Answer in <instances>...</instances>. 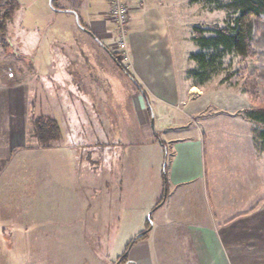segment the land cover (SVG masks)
<instances>
[{"label":"crops","instance_id":"crops-1","mask_svg":"<svg viewBox=\"0 0 264 264\" xmlns=\"http://www.w3.org/2000/svg\"><path fill=\"white\" fill-rule=\"evenodd\" d=\"M50 1L17 0L18 9L7 26L6 35L0 31V264H3L4 248L10 245L12 253L17 249L16 234L26 237L23 243L26 245L35 243L38 233L51 236L53 231L57 233V227H62L66 233L75 226L76 219L71 222L67 218L68 173L65 169L68 152L76 154L78 151L70 140L78 136L73 132L81 125L82 115L72 107L74 100L69 106L72 93L68 94L58 82L55 72L61 73L60 79L65 76L62 78L65 83L70 80L75 85L76 102L84 104L89 100L94 125L104 126L102 118L105 119V128L96 129L97 133L104 136L106 130L113 134L112 127L120 122L121 137L126 134L130 137V129L123 131V121L127 120L133 121L136 135L145 133L149 126L146 100L111 55L117 54V32L108 17L109 1L55 0L60 12L50 7ZM126 2L130 9V61L127 66L121 63L136 78L150 101L153 97L177 107L184 101L179 64L184 63L183 57L187 55L182 34L189 18L188 4L185 0ZM76 16L82 23L81 28ZM44 42L46 48L43 49ZM8 67L15 72V79L8 77ZM191 88L196 87L193 84ZM6 89L18 92H12L13 96L9 97L10 93L4 92ZM55 89L59 91H50ZM4 100L8 108L3 107ZM36 104L38 109L34 108ZM86 107L82 108L88 110ZM126 108H129L127 115ZM14 109L21 111L19 119L31 120L36 148L30 144L27 129L14 132L16 126L12 121L15 119L11 116ZM41 117L57 123L60 130L57 139L49 143L38 141L35 123ZM72 120H77L76 125L73 126ZM83 126L81 128L85 129ZM175 128L178 129L172 124L166 129ZM200 135L202 141L195 139L188 143L179 137L170 140L173 188L167 197L162 198V194L158 197V201L163 202L155 209L154 227L143 234L141 242L137 240L130 251L129 264H256L255 258L240 250L244 247L243 233L255 236L254 233L264 231L257 225L258 215L264 212V183L256 178L244 189L246 178L230 179L234 176L226 175L229 171L221 176L208 172L207 149L213 150V145L211 139H206L207 134L200 131ZM55 141L56 144H52ZM106 148H110L108 143ZM21 153L24 156L19 159ZM214 155L211 151L212 170L217 167ZM61 158H64L62 164ZM53 161H56L54 168ZM227 163L224 162L223 168ZM74 165L76 170L79 167L76 158ZM146 165L138 160V173L132 184H141L142 169ZM78 177V173L72 171L70 178L76 180L73 185L79 183ZM40 183L43 186L38 190ZM127 184L128 190L130 182ZM56 199L63 203V211L57 218L50 213ZM25 245L23 248L27 247ZM58 264H82V260L77 262L75 258L62 256Z\"/></svg>","mask_w":264,"mask_h":264},{"label":"rangeland","instance_id":"rangeland-1","mask_svg":"<svg viewBox=\"0 0 264 264\" xmlns=\"http://www.w3.org/2000/svg\"><path fill=\"white\" fill-rule=\"evenodd\" d=\"M228 1L185 0L188 4L189 18L186 25H183L182 37L185 40H183L184 50L187 55L183 57L184 63L179 64L181 71L179 77L185 90L184 101L176 107L159 102L153 97L151 101H148L142 94L150 113L148 129L145 133H139V136L136 135L137 129L131 124L132 120L123 121V131L130 129V137L127 134L121 137L120 122L118 125L115 122L112 127L113 134H108L106 130L103 131L104 136L101 132L97 133L96 129L101 131L105 128V119L102 118L105 122L104 126L98 128L96 124L94 125L95 119L92 117L89 100L87 99V103L84 104L76 102L73 98L75 85L70 80H66L65 83V80H62L65 76L60 79L61 73H54V77L63 85L67 93H72L69 95L72 101L68 99L69 106L74 100L72 107L74 106V110L82 115L81 125L76 126L77 129L73 132L78 136L70 140L73 146H77L78 151L76 154L68 152V166L66 165L67 169H65L68 173L67 218L71 222L76 219L75 226L66 233L61 230L62 227H57V233L53 231L54 234L51 233V236L38 233L36 242L26 245L23 244L26 237L20 233L16 234L14 240H16L17 249L15 248L12 253L10 245L4 248L3 264H58L62 256H70L77 262L82 260V264H118V258L124 254L127 245L154 227L155 212L163 202L158 201V197L161 194L162 198L167 197L173 188L170 175L173 153L169 147L172 144L170 142L172 138L179 137L188 143L195 139L202 141L200 131H203L207 134L206 139H211L213 145L211 151L215 153L217 165L212 170L211 151L208 148V172L221 176L229 171L226 175L234 176L230 179H238L239 176L246 178L243 181L244 189L249 188L256 178L259 183H264V151L260 148V129L245 117L246 112L264 101V97L259 93L258 96L250 95L251 90L246 85L251 74L258 68L259 59L227 57L222 71L214 74L213 79L202 86H195L196 88H191L195 81L188 74L195 67L190 60V55L199 52V48L192 42L193 29L224 26L227 12L219 9L218 5ZM45 46L44 42L43 49L46 48ZM115 48H117V42ZM181 57L180 60H182ZM8 64L7 62L6 66ZM10 69L6 73L9 74ZM99 78L102 77L99 75ZM6 91L10 93H8L9 97L13 96L12 92L15 94L18 92L16 89L12 91L6 89L4 92ZM50 91L58 92L59 89ZM3 104L4 108L9 107L5 100ZM83 106H87L88 110H84ZM27 107L32 108L33 105H27ZM97 107L99 113H102L101 108ZM119 107L121 108V105ZM34 108L38 109V104ZM20 112L15 109L11 112L12 118L15 119L12 121L16 126L14 132L17 129H27L30 137L33 133V124L26 118L19 119ZM36 112L38 115V110ZM127 113L129 108L125 110V115ZM16 114L18 116L14 118ZM101 116L104 117L103 113ZM76 121L72 120L73 126L76 125ZM8 124L6 123V126ZM172 124H175L178 129H166L171 128ZM82 126L86 128L82 129ZM69 132L72 133V130ZM106 143L109 144V149L106 148ZM30 144L35 148L37 146L32 135ZM52 144H56V141ZM23 154L26 155V152ZM21 155L22 153L18 155L19 159ZM60 155L64 156L62 153ZM75 158L79 166L78 170H75ZM63 159H60L61 164ZM138 160L146 162L147 165L142 169L144 173L141 184H132L138 173ZM70 161L73 164L70 165ZM197 161L198 158L195 159V162ZM226 161L227 166L223 168ZM54 162L56 161H53L52 168H54ZM72 171L79 176L77 181L79 183L76 185L72 184V182L75 184L76 180L70 178ZM128 182L130 187L127 190ZM46 183H48L47 178H45V189L49 186V183ZM41 184L37 186L38 190L43 186ZM62 204L57 199L54 200L50 213L54 214L55 218L60 211H63ZM241 222L245 224V221ZM257 225L264 228V212L258 215ZM254 234L255 236L252 233H243L242 240L245 248L242 247L240 251L248 257L255 258L256 264H264V231ZM138 240L141 242L143 238ZM250 240L254 242L251 243ZM23 245L27 247L23 248Z\"/></svg>","mask_w":264,"mask_h":264},{"label":"trees","instance_id":"trees-1","mask_svg":"<svg viewBox=\"0 0 264 264\" xmlns=\"http://www.w3.org/2000/svg\"><path fill=\"white\" fill-rule=\"evenodd\" d=\"M53 7L58 9L55 0H53ZM218 7L227 12L224 26L193 29L192 41L199 48V52L190 55V60L195 67L188 72L189 76L195 81L196 87L202 86L213 79L214 74L222 71L227 57L235 56L240 59L255 57L259 59V66L251 74L246 85L251 90L250 95L258 96L259 93L264 97V0H229L225 4H219ZM17 9V0H7L0 20V31L3 36L6 35L7 26ZM80 25L82 26L81 21ZM111 55L114 56L117 65L125 75L134 82L138 91L149 101L146 92L118 60L117 54L111 53ZM245 117L260 129V148L264 151V101L246 112ZM35 124L36 137L40 143H49L60 135L58 125L52 119L41 117ZM157 139L160 140V137L157 136ZM138 239L132 240L127 245L124 254L118 258L120 264L129 263L130 251Z\"/></svg>","mask_w":264,"mask_h":264},{"label":"built area","instance_id":"built-area-1","mask_svg":"<svg viewBox=\"0 0 264 264\" xmlns=\"http://www.w3.org/2000/svg\"><path fill=\"white\" fill-rule=\"evenodd\" d=\"M110 3L109 19L113 22L117 32V58L119 61L127 63L130 61L129 44H128V26L130 21V9L126 0H108ZM7 0H0V20L3 13L4 5ZM14 78V73L10 69L8 74Z\"/></svg>","mask_w":264,"mask_h":264},{"label":"water","instance_id":"water-1","mask_svg":"<svg viewBox=\"0 0 264 264\" xmlns=\"http://www.w3.org/2000/svg\"><path fill=\"white\" fill-rule=\"evenodd\" d=\"M50 7H51L52 9H54L55 11L60 12V10L55 9V8L53 7V0L50 1ZM76 21H77V24H78L80 27H82V26L80 25V21H79V17H78V16H76ZM152 126L154 127L153 122H152ZM151 228H152V227H151ZM151 228H150V229H151ZM142 236H143V235H141L139 238H141ZM127 264H129V263H127Z\"/></svg>","mask_w":264,"mask_h":264}]
</instances>
